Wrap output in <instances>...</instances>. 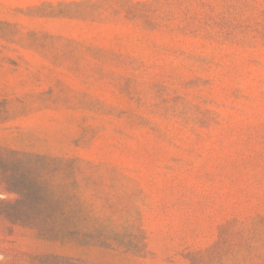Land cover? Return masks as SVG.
Listing matches in <instances>:
<instances>
[{
    "label": "rangeland",
    "instance_id": "374dc122",
    "mask_svg": "<svg viewBox=\"0 0 264 264\" xmlns=\"http://www.w3.org/2000/svg\"><path fill=\"white\" fill-rule=\"evenodd\" d=\"M0 264H264V0H0Z\"/></svg>",
    "mask_w": 264,
    "mask_h": 264
}]
</instances>
